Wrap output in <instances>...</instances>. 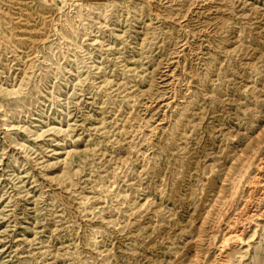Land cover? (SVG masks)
<instances>
[{
  "label": "rangeland",
  "instance_id": "obj_1",
  "mask_svg": "<svg viewBox=\"0 0 264 264\" xmlns=\"http://www.w3.org/2000/svg\"><path fill=\"white\" fill-rule=\"evenodd\" d=\"M0 264H264V0H0Z\"/></svg>",
  "mask_w": 264,
  "mask_h": 264
}]
</instances>
